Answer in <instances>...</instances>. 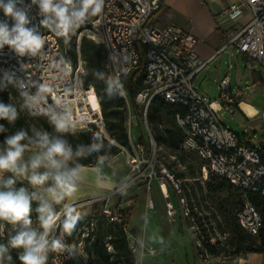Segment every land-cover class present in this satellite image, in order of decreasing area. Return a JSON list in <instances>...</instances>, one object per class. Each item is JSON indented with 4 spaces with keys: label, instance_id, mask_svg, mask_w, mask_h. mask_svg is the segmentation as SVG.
I'll return each instance as SVG.
<instances>
[{
    "label": "built area",
    "instance_id": "1",
    "mask_svg": "<svg viewBox=\"0 0 264 264\" xmlns=\"http://www.w3.org/2000/svg\"><path fill=\"white\" fill-rule=\"evenodd\" d=\"M162 8L163 0H104L99 15L91 17L69 34L76 53L73 62L60 42L65 37L40 26L43 17L33 6L29 26L39 28L44 45L36 56H19L7 45L0 49V83L12 85L19 99L51 124L54 117L66 115L73 125L72 130L93 128L109 140L96 90L91 84L83 83L86 64L80 51L84 38L104 45L106 68L110 78L121 81L122 87L115 88L125 100V80L139 70L143 72V86L134 100L142 109L147 138L140 141L131 137L132 115L128 113V144L120 147L128 173L115 193L122 194L140 181H146L148 190L154 180H157L160 192L166 193L163 186L168 174L155 172L156 143L147 126L146 111L156 98L178 104L186 109L184 114L174 116L175 126L183 135L179 151L195 154L202 160L204 179L210 173L241 191L236 223L248 236L257 238L264 228V220L250 195L264 198V148L257 149L246 134L240 135L224 125L220 118L223 107L217 100L202 96L195 88L194 78L210 59L203 61L199 58L195 50L198 40L190 31L177 24L161 25L158 22L157 16ZM218 17L230 26L228 40L219 52L232 45L264 69V0H236L222 9ZM218 89L221 104L233 113L230 107L236 105L237 97L230 93L228 76L219 81ZM170 182L196 237L199 258L207 259L210 255L205 244L209 242L190 213L179 183L172 178ZM102 213L112 222L122 220L120 212L112 213L106 206ZM166 214L169 217L174 214L170 202L166 203ZM124 231L127 234L126 228ZM57 240L61 241L63 248L50 249L46 264H64L73 254V247L62 235ZM209 244L213 245L212 242ZM106 246L111 250L109 244ZM129 247L135 251L134 242H130ZM149 253L154 254L155 250L150 248ZM251 253H258L261 257L259 264H264V246L259 252H247L241 256L247 258Z\"/></svg>",
    "mask_w": 264,
    "mask_h": 264
},
{
    "label": "clouds",
    "instance_id": "2",
    "mask_svg": "<svg viewBox=\"0 0 264 264\" xmlns=\"http://www.w3.org/2000/svg\"><path fill=\"white\" fill-rule=\"evenodd\" d=\"M103 4L104 0H30V3H26V0H0V10L12 21L10 26L7 20H0V49L7 45L19 56H36L40 52L44 39L38 27L29 26L33 6L39 9V14L43 17L40 26L54 30L58 36L68 37L91 17L99 15ZM108 83L110 88L122 87L119 78H110ZM17 116L15 107L0 103V119L12 123ZM52 125L58 133H68L73 127L66 115L54 117ZM4 131L3 125H0V132ZM36 136L37 139L30 142L38 144L42 151L32 156L28 163L22 162L27 147L22 143L27 138V133L23 130L6 137L3 142L5 147L0 150V222L19 226L16 234L9 239L8 246L0 244V264H3L9 248L22 250L18 257L20 264H46L49 249L55 251L63 248L60 240L50 243L47 238L57 219L52 206L42 201L37 208L43 229L37 232L30 225L32 200L38 197L35 194L29 196L24 187L15 190V179H3L5 172L12 173L13 176H26L33 186L44 185L51 179L53 186L46 191L57 204L76 192V180L81 166L69 168L66 164L73 155L81 156L82 151L73 153L66 140L50 137L47 132H37ZM100 147L97 142L91 145L90 150H99ZM41 167L46 170L37 171ZM63 215V229L71 233L81 220L80 211L74 206L64 204ZM7 259L10 261L12 258L7 256Z\"/></svg>",
    "mask_w": 264,
    "mask_h": 264
},
{
    "label": "rangeland",
    "instance_id": "3",
    "mask_svg": "<svg viewBox=\"0 0 264 264\" xmlns=\"http://www.w3.org/2000/svg\"><path fill=\"white\" fill-rule=\"evenodd\" d=\"M67 40H69L68 37H65L63 40L65 47H68ZM99 68L107 70L106 60ZM95 69L97 68H90L86 65V77L90 76L91 70L94 71ZM107 73L109 74L108 70ZM225 75L229 78L230 93L236 96L238 101V104L236 102V105L230 107L233 113H229L224 108L226 106L222 105L219 99L218 83ZM6 84L9 83H3L5 86ZM124 85L126 87L127 80H125ZM193 85L202 96L212 101L217 100L223 107L220 111V118L224 125L240 135L246 134V138H248L249 142L257 149L264 148V69H262L258 62L239 53L234 46H227L225 50L216 55L205 69L197 74L193 80ZM127 110L135 115V117L132 115L130 122L129 132L131 137L136 139V137L141 135L147 138L144 119L140 116V108L135 107L134 111L133 109L130 110L129 105H127ZM158 116L157 119L160 120L157 124V128L160 130L174 125L171 118L164 116L162 113ZM146 122L149 130L155 135L152 129L153 126L148 122L147 116ZM2 146L0 150H2ZM31 152H33V150L30 147H26L23 156ZM119 153L121 155L118 157V161H126L124 154L122 152ZM202 164V160L195 154H183L177 149L172 150L165 145L156 143V156L154 160L155 172H164L168 174L164 182L169 185L171 190H173L170 182L171 178L179 183L196 224L204 233L205 239L209 243L212 242L213 246H215L219 252V255L216 257L230 260L236 256H241L244 254V251L242 250L236 253L235 246L226 245V240L228 238L234 236L236 233L247 242L254 241L252 237L248 236L246 232L238 227L235 220V212L240 203L241 191L230 184L217 191H213L210 185L215 183L216 180L209 175L210 173H208L207 178L204 179L201 171ZM97 166H99V163L95 165V167ZM66 167L70 168L68 165H66ZM126 172L128 173V171ZM22 182L27 183L28 188L32 189L33 185L24 180ZM139 183L146 189L145 193L153 194L155 192V184H151L150 190L147 191L146 181H140ZM116 189L117 188H115L112 193H115ZM102 202L105 203L108 209L114 208V204L111 200L106 201V199L96 202L83 200L73 205L80 211L81 220L79 223L82 225L77 228L74 235H72V233H67L63 229V214L60 215L49 232L47 237L49 242L51 243V241L57 240V238L62 235L64 239L67 237L68 243L76 251L82 252L79 253L80 255L84 256L86 246L84 239L87 238L88 233L91 232V230L86 228V222L90 221L94 225L98 223V214L103 210L101 209ZM50 205L53 209H58L57 206ZM58 211L60 210L58 209ZM0 225H2V227H0V237L2 239H7L13 232L12 225L7 222H0ZM32 228L37 230V232L43 231L39 216L33 219ZM234 228L236 231H234ZM191 235L195 243L196 237L193 234V230H191ZM257 245L258 242L255 241L254 247ZM210 257L215 256H209V258ZM251 259L256 261L257 258L253 256ZM3 264L10 263L3 261ZM15 264H20V261ZM212 264H215V261H212ZM239 264L245 263L241 261Z\"/></svg>",
    "mask_w": 264,
    "mask_h": 264
},
{
    "label": "trees",
    "instance_id": "4",
    "mask_svg": "<svg viewBox=\"0 0 264 264\" xmlns=\"http://www.w3.org/2000/svg\"><path fill=\"white\" fill-rule=\"evenodd\" d=\"M27 1V0H26ZM7 20L11 26V18L5 17L2 10H0V18ZM60 42L64 44V41L60 39ZM66 47L67 52L75 62V48L72 38L67 40ZM81 57L88 67H95L94 71L91 70V74L88 77H84L83 83L85 85L91 84L97 94L98 101L101 106V111L103 119L105 122V127L109 136V140L103 138L98 134V132L91 128L86 130H70L68 133H58L53 125L42 115L37 114L33 110L29 109L25 104L19 99L14 87L10 84L3 85L0 83V103L5 106H13L17 110V119L9 123L6 119H0V125H3L5 131L0 132V144L4 145V140L6 137L14 135L15 133L23 130L27 133V138L22 141L27 147L33 148L34 150L41 152L42 149L38 144L30 142L37 139V132H47L50 137H60L67 141L68 145L71 146L73 153L78 150L82 151V155L77 157L73 155L72 159L67 162L66 165L70 167H75L80 165L81 167H94L96 164H101L109 161L113 157L119 154L120 147L126 146L128 144V131H127V116L128 113L134 115L131 111L127 110V105H129L130 110L135 109V107L140 108V116L142 117V109L136 104L134 98L137 91L143 86L142 77L143 72L139 70L135 72L127 81L125 87L126 100L121 97L115 87H109L110 74L107 70L99 68L106 60V49L104 45L98 44L91 39L84 38L81 42ZM135 111V110H134ZM186 109L178 104L166 103L163 100L156 98L153 99L146 111V116L148 122L153 126V131L155 135L151 134L155 140V143L159 145H165L167 148L172 150H179V144L182 140L181 131L175 126L174 116L176 114H184ZM136 113V112H135ZM162 113L172 119L174 125L160 130L157 128V124L160 119L158 115ZM137 140H144L143 136L136 137ZM99 142L101 147L99 150H90L91 145ZM216 180L212 186L213 191H217L225 186L229 185L226 181L218 179L216 176L209 174ZM28 184L25 182L16 181L13 185L15 190L24 187L27 190L29 196L34 194L32 189H29ZM37 197V196H36ZM250 199L256 208L259 210L262 220H264V198L258 195H250ZM42 201L37 198L32 200V212L31 220L39 216L37 208L40 207ZM105 207V203L102 202L101 209ZM239 207V206H238ZM55 213L58 209H53ZM113 213L118 211L122 215L121 222H112L104 216L101 212L98 214V223L92 224L90 221L86 222V228L91 230L88 233L87 238H85L86 246L84 256L77 253L73 248V254L68 261L64 264H135V259L133 252L131 251L126 233L124 231L127 228L128 219L130 216L129 210L122 211L118 208L110 209ZM236 213V212H235ZM62 219H65L62 215ZM82 224L78 222L76 228L71 232L74 235L75 231ZM92 225V226H91ZM32 228V224L30 225ZM13 232L7 239H2L0 237V244L8 246L9 239L16 234L19 230V226L12 225ZM234 231L235 228H234ZM235 233V232H234ZM109 237V238H107ZM253 242H247L244 238L240 237L238 234L228 238L226 240V245L235 246L236 253L241 252H259L264 246V228H262L260 234L257 238H253ZM65 240L68 242L67 237ZM255 241L258 245L254 247ZM106 244L111 246V250L107 249ZM207 253L210 256H218L219 252L215 246L211 244H205ZM21 249H8L5 254L4 261L10 264H15L19 261L18 257ZM7 256H11V260L7 259Z\"/></svg>",
    "mask_w": 264,
    "mask_h": 264
},
{
    "label": "crops",
    "instance_id": "5",
    "mask_svg": "<svg viewBox=\"0 0 264 264\" xmlns=\"http://www.w3.org/2000/svg\"><path fill=\"white\" fill-rule=\"evenodd\" d=\"M235 1L163 0V8L157 20L161 25L173 23L190 31L198 40L195 48L197 55L203 61L210 59L207 64L209 65L228 40L227 32L230 26L218 17V13ZM4 147L2 146V149ZM31 149L33 152L23 156L22 162L28 163L32 156L39 153ZM120 155L119 153L97 167H81L76 180V192L59 204L52 201L46 191L48 187L53 186L51 179L44 185L33 186L32 190L41 201L57 206L60 212H63L64 204L73 206L83 200L96 202L104 199L111 200L114 208L129 210L126 237L129 243L135 244V264H212V261H215V264H239L241 261L245 264L260 263L261 257L258 253H251L247 258L236 256L230 260L220 257L204 260L199 258L197 246L191 237L189 220L183 214L177 194L167 183L163 186L166 192L164 194L160 192L156 180L151 182L155 184L153 194L145 193L146 189L139 182L122 194L112 193L125 180L128 171L126 161H118ZM37 171L44 172L45 168L41 167ZM3 176L5 180L13 178L18 182L24 180L29 183L26 176H13L8 172ZM168 202L174 206V214L171 217L166 214ZM150 248L155 250L154 254L149 253ZM253 256H256V261L251 259Z\"/></svg>",
    "mask_w": 264,
    "mask_h": 264
},
{
    "label": "water",
    "instance_id": "6",
    "mask_svg": "<svg viewBox=\"0 0 264 264\" xmlns=\"http://www.w3.org/2000/svg\"><path fill=\"white\" fill-rule=\"evenodd\" d=\"M63 214V212H60L58 215H57V219H56V221L58 220V218L60 217V215H62ZM56 223V222H55Z\"/></svg>",
    "mask_w": 264,
    "mask_h": 264
},
{
    "label": "bare ground",
    "instance_id": "7",
    "mask_svg": "<svg viewBox=\"0 0 264 264\" xmlns=\"http://www.w3.org/2000/svg\"><path fill=\"white\" fill-rule=\"evenodd\" d=\"M60 213V211H58L57 213H56V215H58Z\"/></svg>",
    "mask_w": 264,
    "mask_h": 264
}]
</instances>
